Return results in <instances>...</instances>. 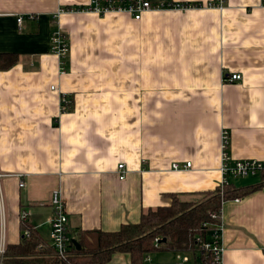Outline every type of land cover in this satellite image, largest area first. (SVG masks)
Masks as SVG:
<instances>
[{
  "label": "crops",
  "instance_id": "1",
  "mask_svg": "<svg viewBox=\"0 0 264 264\" xmlns=\"http://www.w3.org/2000/svg\"><path fill=\"white\" fill-rule=\"evenodd\" d=\"M210 1L148 0L199 7L134 21L123 14L53 17L89 0H0V55L13 57L0 70L4 248L20 241V210L47 244L55 190L72 236L135 225L142 213L168 207L171 195L191 201L212 192L223 130L230 160L264 164V7L226 0L218 10L205 7ZM55 31L68 48L60 76L49 54ZM233 73L239 81H222ZM50 86L70 99L67 113H59ZM186 162L189 169L171 170ZM232 181L240 189L260 176ZM219 224L220 264H264V186L223 202ZM106 264H130L129 256L114 254Z\"/></svg>",
  "mask_w": 264,
  "mask_h": 264
},
{
  "label": "trees",
  "instance_id": "2",
  "mask_svg": "<svg viewBox=\"0 0 264 264\" xmlns=\"http://www.w3.org/2000/svg\"><path fill=\"white\" fill-rule=\"evenodd\" d=\"M13 64V57L0 55V70ZM260 182L254 186L236 189L228 186L222 191L194 195V200H180L171 195L168 207H157L140 215L135 225L121 226L115 232L99 230L79 231L71 236L72 244L66 258L58 260L52 248L43 242L33 227L21 223L17 245L5 246L1 264H106L117 253L129 256L130 264H142L146 255L157 251L191 253L198 264H210L211 257L201 252L199 241L208 242L211 232L219 225L220 207L223 202L237 200L264 186V171ZM163 240V242H162Z\"/></svg>",
  "mask_w": 264,
  "mask_h": 264
},
{
  "label": "built area",
  "instance_id": "3",
  "mask_svg": "<svg viewBox=\"0 0 264 264\" xmlns=\"http://www.w3.org/2000/svg\"><path fill=\"white\" fill-rule=\"evenodd\" d=\"M226 0H211L205 5L207 8H214L221 10L224 7ZM260 4L264 7V0H260ZM197 5H182V4H151L148 0H89L88 4L83 7H73V8H61L59 9L53 17L62 12L70 13H83L92 14L97 17H104L108 14H123L129 16L134 21H139L144 14L150 12H159L166 10H187L192 8H197ZM22 18L16 17V24L19 26ZM68 48L64 35L55 31L50 35L49 38V54L56 57L58 60V75H63L65 73L63 67V61L67 56ZM240 80L239 74H230L223 76L222 81L226 83L237 82ZM49 90L57 94L59 113L64 114L70 110L71 101L63 94H58L54 86H50ZM220 160L218 166L219 180L216 188L220 195L222 191L229 186L230 179H243L247 177H254L260 172L264 171V164L252 161V160H230L227 153L228 144V133L226 131L220 132ZM190 168V163L186 162L183 165H178L176 163L171 165L172 171H183ZM117 179L122 181L125 177V171L123 165L119 164L116 167ZM18 187H22V183L18 182ZM236 201V200H235ZM49 207L51 209V217L48 220L49 232L47 238V244L53 249L54 254L58 260H63L66 258L68 248L72 244L71 236L67 230V220L64 209V204L57 190L53 191L49 196ZM19 222H27L26 213L20 210L18 214ZM220 224L211 232L208 242H200L199 248L202 253L208 254L211 257L210 264H220V257L223 248L219 242L220 235ZM22 237L28 236L26 230L22 231ZM3 237L0 234V259L3 254ZM187 262L186 257L182 258V263ZM198 264H201L196 260ZM195 264V262L193 261Z\"/></svg>",
  "mask_w": 264,
  "mask_h": 264
},
{
  "label": "rangeland",
  "instance_id": "4",
  "mask_svg": "<svg viewBox=\"0 0 264 264\" xmlns=\"http://www.w3.org/2000/svg\"><path fill=\"white\" fill-rule=\"evenodd\" d=\"M230 180L233 184L234 181H232V179ZM238 180L239 179H237V181ZM182 256H186L188 258V263L186 264H193V257L191 253H178L171 251H157L146 255L143 258L142 264H181L179 260Z\"/></svg>",
  "mask_w": 264,
  "mask_h": 264
},
{
  "label": "water",
  "instance_id": "5",
  "mask_svg": "<svg viewBox=\"0 0 264 264\" xmlns=\"http://www.w3.org/2000/svg\"><path fill=\"white\" fill-rule=\"evenodd\" d=\"M162 242H163V240H162ZM72 245L75 246L76 249H78V246L75 242H72Z\"/></svg>",
  "mask_w": 264,
  "mask_h": 264
}]
</instances>
